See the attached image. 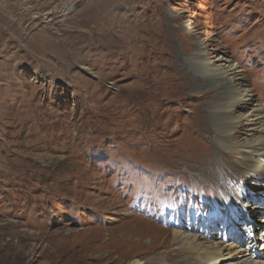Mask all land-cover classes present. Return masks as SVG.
I'll list each match as a JSON object with an SVG mask.
<instances>
[{"label": "rangeland", "instance_id": "rangeland-1", "mask_svg": "<svg viewBox=\"0 0 264 264\" xmlns=\"http://www.w3.org/2000/svg\"><path fill=\"white\" fill-rule=\"evenodd\" d=\"M195 44L237 63L264 125V0H0V264H124L139 240L132 259L163 260L190 216L187 242L203 222L263 250L264 187L215 143Z\"/></svg>", "mask_w": 264, "mask_h": 264}, {"label": "bare ground", "instance_id": "bare-ground-1", "mask_svg": "<svg viewBox=\"0 0 264 264\" xmlns=\"http://www.w3.org/2000/svg\"><path fill=\"white\" fill-rule=\"evenodd\" d=\"M208 54L210 53L205 48L195 44L193 52L187 60L190 62L191 67L205 81H208L211 86L216 87L219 92L218 99L216 100L217 103L210 111L211 123L215 126L216 130L215 143L221 149L230 152V157L233 160L236 157L238 158L235 164L233 163V166L236 172H238L237 175H240L243 179L245 185L252 189H261V187H264L263 108L261 104L256 103L253 95L245 88L242 81L243 78L238 76L239 67L235 61L224 57L223 54H218L214 61L211 62L206 59ZM243 109L245 110L241 114H237L239 110ZM238 131L241 132V135L237 138H232L233 133ZM206 160H210L209 155H207ZM199 180L202 179L199 178ZM209 183L213 185L212 182ZM223 188L225 189L226 187ZM238 197L244 199L248 195L241 193L233 200H238ZM138 204L136 207H140L139 209H141V206L146 205V210L149 209L151 214L152 211H155L154 206L149 207V200H142ZM240 206L242 208L241 214L244 218L247 216L248 219V217H252L257 213L253 209L248 210V206ZM227 208L225 214L228 213L229 216L238 217V209L236 210L230 205ZM252 208H259V206L255 205ZM187 220L186 225H183L182 219L181 222L166 220L169 225L177 228L169 229V232H167L165 227L162 228V225H160L162 227L150 225L148 221L139 219L134 215L129 220L131 224L134 222V227H131L134 232L152 236L153 233L146 226H153L150 229L155 234H159L157 230H160V234L167 232L165 236L169 237V240L163 244V248L165 249L164 254L174 261L170 262L167 257L163 258V260L148 258L146 261L132 259V253L136 249L143 247V244L139 240L132 244L133 248H130L127 253H121V258L125 261L124 264H264V240L260 247V249H263L262 251L255 249L252 234L249 235L247 242H244L242 235L237 236V234L230 236L233 239L232 243L226 244L225 241L219 240L208 242L206 240L208 234L205 233L207 232L208 224L202 222L200 226L202 231L199 234L191 236V240L187 242V237L182 236L183 231L181 230V228L187 231L191 230V216ZM138 222L146 226H142ZM250 227L248 226L249 231ZM261 236H264V234L262 233ZM180 238L185 239V244L182 247H176V241ZM144 253L152 254V251L148 249Z\"/></svg>", "mask_w": 264, "mask_h": 264}]
</instances>
